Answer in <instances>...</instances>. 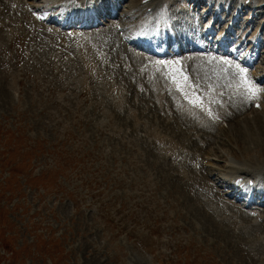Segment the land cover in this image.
<instances>
[{"label": "rangeland", "instance_id": "rangeland-1", "mask_svg": "<svg viewBox=\"0 0 264 264\" xmlns=\"http://www.w3.org/2000/svg\"><path fill=\"white\" fill-rule=\"evenodd\" d=\"M26 1L0 0V264H260L259 226L248 236L249 222L241 218L243 234L228 221L217 230L200 203L189 201L209 179L220 187L210 201L226 208L217 176L200 167L202 144L192 142L211 118L193 121L192 108L166 77L183 65L199 84L212 74L205 67L221 68L217 59L189 55L171 67L160 64L153 75L120 50L116 19L103 28L59 31L26 13ZM168 11L177 32L205 42L183 0L171 1ZM258 19L246 12L230 37L244 32L248 43L259 33L264 46V19ZM249 82L264 94V82ZM206 88L199 92L210 95ZM253 123H245L246 131L234 127L232 142L213 136L212 168H223L224 153L252 159L238 162L264 160V123L252 132ZM166 139L174 145L160 144ZM181 152L196 159L173 157ZM182 173L193 176L194 188L180 183ZM194 219L205 222L197 234L188 225Z\"/></svg>", "mask_w": 264, "mask_h": 264}, {"label": "bare ground", "instance_id": "bare-ground-1", "mask_svg": "<svg viewBox=\"0 0 264 264\" xmlns=\"http://www.w3.org/2000/svg\"><path fill=\"white\" fill-rule=\"evenodd\" d=\"M44 1L49 6L50 4H53L54 2H56L58 0H29V2L27 0L25 2L26 6L28 8L26 13L30 14V13H32V11H34V12H37V16H39V12L48 11L47 12L48 13L47 19L49 21L47 23H52L51 21H53L56 18L55 15L53 13H51L50 10H48V9H42L41 10V8H46ZM68 1L75 3V2H79L80 0H68ZM88 1H90V0H87L86 2H88ZM167 1L168 0H120L119 2H122L124 4L127 3V4H129V6H127V9H125V11L122 10L121 7L114 8V11H115L114 14L116 17L120 18L121 14L123 13L122 16H123L125 21H132V19L133 20L137 19L136 23H138L139 20L144 19L143 22L146 24H149L148 21L152 20L151 16H153V14L157 11V14H158L156 17V19L158 18L157 21H159L160 23L171 22L170 20H168L169 11L162 8L163 3H167ZM172 1H174V0H172ZM203 1L204 0H184L183 2L185 4V7L187 6L188 9H190L189 6H191L193 3L196 4L197 2H199L200 4H203ZM235 1H237V0H235ZM235 3L236 2H234V0H231L229 6L224 10L222 8L220 11V13L222 11H225V12H227V14L224 13L223 16L220 17V19H218L220 15L218 17H215V18H217L215 22H219V24L224 25V27L222 28L223 34H220L218 39L226 38L225 35H227V34L230 35L232 32L231 30L234 29L237 24H239V18L242 17L241 14L242 15H243V13L246 14L247 11H253L254 17L256 19L263 18L264 13L262 14V12L260 10L264 11V6L260 7L259 4L264 3V0H258V1H256V0H241V1L238 0V6L240 7V10L236 14V16H235V13L233 12V9H234L233 5ZM16 4H17V2H16ZM77 4H80V3H77ZM158 6L160 7L159 9H158ZM91 7H93V10L97 9L96 8V2L94 5H91ZM30 8H31V10H30ZM38 8H40V9H38ZM148 8H151L149 14L144 15V13L147 11ZM170 8H171V6H170ZM173 11H175V10H173ZM52 12H55V11H52ZM138 12H139V14H138ZM193 13H192V15H193ZM198 15H200V14L198 13ZM155 20L147 26L146 30L153 26ZM258 20H260V19H258ZM185 21H187V20H185ZM257 21L255 20V22H257ZM88 23H90V21L87 19L86 24H88ZM258 24H259V22H258ZM199 27H200V25H199ZM141 28H145V25H141V27H139L138 30H140ZM158 29H160V28H158ZM260 30H261V28H260ZM109 31H110V27L107 29V32H109ZM167 33H168L167 29L163 28L162 30H159L158 35L159 36L161 35L162 37H164V35H166ZM185 33H187V32H185ZM185 35H188V33ZM161 36L159 37L158 40H161ZM262 43H263L262 41H259V40L255 39L254 37H252V40L249 42V46L244 47V49H243L244 52L240 55V60H242V62L245 61V62H249V63L254 64L255 61L257 60V58L255 59V56L257 55V53L259 51H262L264 49V46H262ZM77 45L80 48L84 47V43H80V41L77 42ZM235 46H237V48H241L242 45L235 44L232 47H235ZM198 47H202V46H198ZM213 47L214 46H212V48ZM95 49H98V48L96 47ZM120 50L122 52L126 53V57L128 59L132 60L134 58V59L142 62V64H145V66L147 68L146 70H148L150 72V74H153V75L155 73L156 74L160 73V71H159V65L160 64L165 65V63H166V65H167V63H168V65H169V63H171L173 61H181V59L178 60L177 58H172V59L162 60L163 63H161V62L160 63H156V62L154 63L151 59H149V58H147V57H145L139 53L134 54V52L132 50L127 49L124 45L120 48ZM190 50H192V49H190ZM210 55H212V54H210ZM216 59L218 62L217 64H220L221 68L218 67L220 69H216V68H212L211 66H210V68H209V66L207 68L205 67L207 74L209 75V73H212L211 74L212 76L211 75L206 76V73H205V76L203 77V79H202V76H200L199 77L200 78L199 84L201 87H199V89H198V91L204 92L206 87L208 88V86H212L208 89L206 88L207 89L206 91L211 89L210 95H208L210 90L208 92H206L207 93L206 95L201 93V92H199V93L201 94L202 98L209 99V97L212 96V98H210V100H215L216 106H214L212 108V110H213V115L216 118L210 119V121H208L206 123L207 126L202 129L203 133L202 134H195L192 142H194L196 145H199L200 143L202 144V145H199V148H200V151L203 149V151H201V152H202V158L204 156L205 163L202 166L200 165V167H202L204 169L206 168V170L211 171L209 176H217L218 183L221 184V188H224L223 190H224L225 196L228 197L226 195V193H227L226 191H231L232 185H234V186L235 185L236 186L245 185L248 180H250L251 182H253L255 184L257 183V181H258V183H260L262 181V178L264 177V160L260 164L259 163H252V162H247V163L238 162V161H252V159L250 160V159L244 158L241 154H238L239 156L232 157V156H229L232 153H230V154L224 153L222 158L224 157L225 158L224 160L226 162L223 164V168L222 169L212 168L211 165L213 163L212 161H214V160L208 159V157L212 155L211 154L212 151L210 150L211 143H209V144H207V143L214 140L215 137L213 138V136H215V135H221L222 136V134L227 135V137L229 138V141L232 142L233 138L235 137V134H233V128L238 127L240 129L239 126H241L242 129L244 131H246L245 123L248 120H254V123L250 126V129L252 132L263 131L264 128L262 129V127L264 125L263 124L264 123L263 122L264 121V96H263L264 94L260 95V98L256 101H246L244 99L243 95L238 94V89H240V87H241L239 79L237 77H235L234 75H232V72L234 74V73L238 72L239 69L230 60H227L226 58H222V59L216 58ZM166 65H165V67H168ZM169 66L171 67V65H169ZM170 67L167 69H170ZM257 67H256L255 71H251L252 73L254 72L252 75V78L254 81L257 80L260 82L264 78V68L262 69V67L259 66L261 70H259L257 72ZM250 73H248V74H250ZM245 74H246L247 79L249 80V76H248L246 71H245ZM213 75L214 76L216 75V76L213 77ZM232 76L234 77V79L230 78ZM216 77L219 78V79L217 78L219 81H217ZM233 80H235V81H233ZM249 81H252V79H250ZM234 82H236V83H234ZM257 102L261 103L262 109L254 108V104ZM248 103H250L251 106L247 107L246 104H248ZM225 106H226L225 111H218V109L224 108ZM245 108H246V110H245ZM243 110H245V111H243ZM190 113H191L193 121H195L197 123H203L204 122V117H205L204 112L192 108V112H190ZM242 115H244V117H242ZM240 117H242V120L240 119ZM218 121L220 122V124H219L220 126L217 125ZM227 121H229V125H228L229 129L228 128L225 129L222 127V124L227 123ZM257 121H259V122H261V124H263L262 127L260 124V129H259V126H257L258 128L255 127V125H257V123H256ZM179 143L181 145H185L184 139L179 138ZM160 144L174 145L173 143H171L167 139L161 140ZM204 145H206V146L204 147ZM214 153H216V151H214ZM191 156L192 155L190 153H187V152H181V153L173 155L174 158H181V159H183L185 157L189 158ZM191 159L192 160L196 159V157L192 156ZM207 168H209V169H207ZM205 174L207 175V172ZM179 178H180L179 179L180 183L182 185H185L186 187H189V188H194V185L197 182L195 179H192L193 176L188 175L186 173L180 174ZM205 183L207 184V186L204 188H199V190L195 192L194 196H193V194H192V196L188 195L190 197L189 201L194 206H196L198 203H200V206L204 210V212L207 215L210 214L211 218L213 217V220H215L214 223L216 224V226L218 228L217 230L220 229L219 226L224 225V224H222V222L228 221L229 223L234 222L235 224H237V229L239 230V232L237 234H243L244 232H242V231L245 228V226L242 225V223H241L242 221L240 219L244 218V219L248 220L249 227L251 229L250 231H245V233L248 236H251V233L256 235V233H258V231H259L258 226L262 229V231H263L262 233L264 234V214H263L264 212L263 213L258 212V209H255V210H249L248 208L244 209V207H242V205H241V207H239L237 205L227 204V203H225V201H227L226 199L220 200L222 205L225 206L226 208L219 207L217 203L215 204L213 201H210V199L213 200L212 196L217 194V192L214 190L215 189L214 186L218 185L217 182H214V184H213V182L210 183L209 179H206ZM198 184L201 185V183H198ZM179 187H181V186H179ZM251 187L252 186H250V189H248V190H251V189L259 190L258 186L254 187V188H251ZM256 192H253L251 197L253 198L254 196L259 195L258 199H263V196H261V194H259L258 191H256ZM244 199H249V195H248V197L245 196ZM261 205L264 206L263 201L261 202ZM227 208L233 212L232 216L226 214V212L228 211ZM221 215H225V217H222ZM194 220L195 221L190 220L188 225H190L191 223L192 224L194 223L195 226L191 225V230L194 228L195 229L194 231L197 234V232L202 231V228L200 229V227H202V225L205 224V222L201 221L203 224L200 225L201 222L198 223V219H194ZM230 231H231V237H234V234H235L234 229H230ZM222 235H224L228 239L230 238L229 235H227V234H222ZM263 239H264V237H263ZM248 242L249 241H245L246 244H248ZM254 244L259 246L260 240L255 241ZM249 251H255V250H249ZM260 257H261L260 260L258 257L259 263L264 264V253H261ZM146 262H144V263H146ZM149 264H151V263L149 262Z\"/></svg>", "mask_w": 264, "mask_h": 264}, {"label": "snow or ice", "instance_id": "snow-or-ice-1", "mask_svg": "<svg viewBox=\"0 0 264 264\" xmlns=\"http://www.w3.org/2000/svg\"><path fill=\"white\" fill-rule=\"evenodd\" d=\"M171 63L178 64L179 61H173ZM165 70L167 71V69ZM233 75L240 81L241 87L238 89V94L243 95L246 101H256L260 98L261 90H258L249 82L244 69H239L238 72ZM166 78L174 85L176 91L181 94L185 102L188 103L191 108L204 112L211 119L216 118L211 108L215 100L202 98L198 91L201 86L198 82L190 79V75L185 72L183 65H181L179 69H172ZM255 106L260 107V104L256 103Z\"/></svg>", "mask_w": 264, "mask_h": 264}]
</instances>
